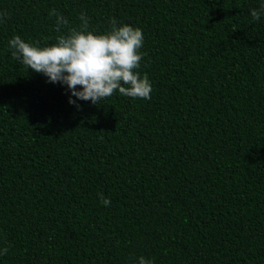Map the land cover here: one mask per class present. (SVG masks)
Listing matches in <instances>:
<instances>
[{
	"label": "trees",
	"instance_id": "trees-1",
	"mask_svg": "<svg viewBox=\"0 0 264 264\" xmlns=\"http://www.w3.org/2000/svg\"><path fill=\"white\" fill-rule=\"evenodd\" d=\"M0 14V264H264V0H0ZM111 18L143 32L150 99L77 107L8 47Z\"/></svg>",
	"mask_w": 264,
	"mask_h": 264
},
{
	"label": "clouds",
	"instance_id": "clouds-1",
	"mask_svg": "<svg viewBox=\"0 0 264 264\" xmlns=\"http://www.w3.org/2000/svg\"><path fill=\"white\" fill-rule=\"evenodd\" d=\"M4 15L0 14V23L4 22ZM49 15L55 17L57 31L69 24L56 9L50 10ZM251 15L258 19L260 12L253 10ZM109 23L108 30L98 32L82 22L43 45L15 35L8 40V47L11 56L27 69L43 74L51 83L66 87L70 93L68 102L77 107L78 100L97 105L114 92L150 99L151 81L146 74L137 71L144 55L141 51L142 30L128 23H118L116 18H111ZM98 195L104 206L111 204L108 197ZM6 251L0 247V256ZM136 264H152V261L139 256Z\"/></svg>",
	"mask_w": 264,
	"mask_h": 264
}]
</instances>
